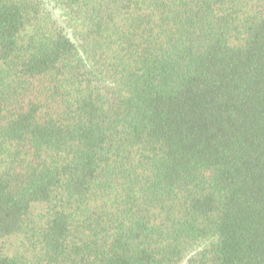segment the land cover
Instances as JSON below:
<instances>
[{
	"label": "trees",
	"instance_id": "trees-1",
	"mask_svg": "<svg viewBox=\"0 0 264 264\" xmlns=\"http://www.w3.org/2000/svg\"><path fill=\"white\" fill-rule=\"evenodd\" d=\"M0 0V264H264V0Z\"/></svg>",
	"mask_w": 264,
	"mask_h": 264
},
{
	"label": "rangeland",
	"instance_id": "rangeland-1",
	"mask_svg": "<svg viewBox=\"0 0 264 264\" xmlns=\"http://www.w3.org/2000/svg\"><path fill=\"white\" fill-rule=\"evenodd\" d=\"M44 6H45V8H46L47 10H50V11H52L53 13H55L52 4H51L50 2H48L47 0H45V5H44Z\"/></svg>",
	"mask_w": 264,
	"mask_h": 264
}]
</instances>
